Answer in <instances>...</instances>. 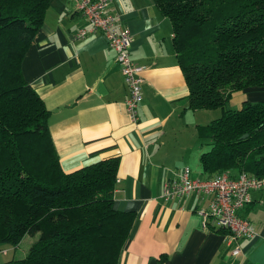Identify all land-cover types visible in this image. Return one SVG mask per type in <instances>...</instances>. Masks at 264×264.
I'll list each match as a JSON object with an SVG mask.
<instances>
[{
  "label": "trees",
  "instance_id": "16d2710c",
  "mask_svg": "<svg viewBox=\"0 0 264 264\" xmlns=\"http://www.w3.org/2000/svg\"><path fill=\"white\" fill-rule=\"evenodd\" d=\"M51 2L0 0V249L38 234L23 257L2 264H120L135 216L113 207L118 159L64 172L50 112L23 75ZM153 2L171 22L188 107L220 112L197 126L209 146L202 177L264 176V101L229 106L233 92L264 86V0Z\"/></svg>",
  "mask_w": 264,
  "mask_h": 264
},
{
  "label": "crops",
  "instance_id": "0c3cea01",
  "mask_svg": "<svg viewBox=\"0 0 264 264\" xmlns=\"http://www.w3.org/2000/svg\"><path fill=\"white\" fill-rule=\"evenodd\" d=\"M108 11L129 29L130 56L143 66L138 124L125 110L129 90L106 37L99 31L74 37L89 23L73 0H52L22 61L25 80L50 112L62 170L118 159L113 207L135 216L120 264H264V190L251 191V202L238 211L257 234L239 241L237 256L224 228L212 219L203 226L197 211L208 208L209 196L160 197L164 181L184 165L193 177H202L199 158L209 146L197 126L214 119L213 112L188 107L172 25L153 0H115ZM246 101H264V86L233 92L229 106L240 108ZM7 248L12 249H0V264L10 259Z\"/></svg>",
  "mask_w": 264,
  "mask_h": 264
},
{
  "label": "built area",
  "instance_id": "2783aa9c",
  "mask_svg": "<svg viewBox=\"0 0 264 264\" xmlns=\"http://www.w3.org/2000/svg\"><path fill=\"white\" fill-rule=\"evenodd\" d=\"M73 1L76 9L89 23L88 28L78 30L74 37L83 39L97 31L106 37L108 46L115 52V60L129 90L124 102L125 110L129 120L138 124L143 66L135 63L130 56L132 38L129 29L120 25L117 13L108 11L109 5L115 0ZM253 190H264V176L257 177L245 171L236 176L221 172L204 179L193 177L190 167L184 165L172 171L171 176L164 181L160 197L164 200L180 199L190 193L209 196L208 208L197 211L203 218V226L206 227L207 221L212 219L217 226L224 228L227 231V242L233 244L230 252L237 256L241 251L239 241L257 234L254 225L238 214L240 209L251 202L250 192Z\"/></svg>",
  "mask_w": 264,
  "mask_h": 264
},
{
  "label": "rangeland",
  "instance_id": "374dc122",
  "mask_svg": "<svg viewBox=\"0 0 264 264\" xmlns=\"http://www.w3.org/2000/svg\"><path fill=\"white\" fill-rule=\"evenodd\" d=\"M208 112H213V116L214 118L220 115L219 110H210ZM38 237V234H34V235H26V237L22 240L21 243H19L18 246H16V248L14 249V247L11 248H7L8 250V255H7V259H11V258H20L24 256V253H26L25 251H27L28 246L31 245V242H33L34 240H36Z\"/></svg>",
  "mask_w": 264,
  "mask_h": 264
},
{
  "label": "water",
  "instance_id": "95a60500",
  "mask_svg": "<svg viewBox=\"0 0 264 264\" xmlns=\"http://www.w3.org/2000/svg\"><path fill=\"white\" fill-rule=\"evenodd\" d=\"M247 135H248L247 133H246V134H243V135L241 136V138H245Z\"/></svg>",
  "mask_w": 264,
  "mask_h": 264
}]
</instances>
